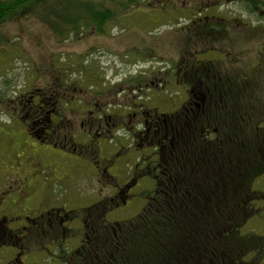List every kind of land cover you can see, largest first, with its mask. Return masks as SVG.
<instances>
[{
  "label": "rangeland",
  "instance_id": "1",
  "mask_svg": "<svg viewBox=\"0 0 264 264\" xmlns=\"http://www.w3.org/2000/svg\"><path fill=\"white\" fill-rule=\"evenodd\" d=\"M243 1L135 0L130 3V0H32L23 7V11L9 15L0 22V174L5 163H8L4 165L6 169L12 166L23 168L20 160L24 163L34 154H39L40 160L36 162L40 163L32 165V175L44 182V210L59 207L68 212L80 211L81 219H85V208L99 201L98 198L94 201L87 197L97 195L100 187L82 182L83 191L73 182L74 177H70L69 182L59 179L57 164L49 158L44 159L46 152L68 158L66 162L75 171L86 164L98 170L106 167L105 171L112 177L109 189L114 188L113 180L118 176L125 183L135 175L137 159L140 164V156L151 155L154 151L147 140L137 138L143 131L145 118L137 104H144L145 111L157 110L161 115H173L179 111L189 99L190 88L186 83L187 76L183 78V71L194 52H206L201 58L204 55L220 58L223 51L237 55L242 59L239 67L242 71L249 70V64L254 60L256 88H263L264 92V14L261 16L264 0H260L263 5L257 14L250 13ZM85 3H91L98 11L113 14L110 13L108 20H90L91 11ZM80 17L89 20L80 26L71 24ZM124 80L127 82L123 88ZM142 83L139 88L144 89L137 91V84ZM116 84L122 87L106 88ZM30 91H39V94L49 97L54 92L66 94L65 116L80 119L73 130L80 135L77 142L85 140L82 135L88 130L87 127L86 130L81 128L80 123L88 114L86 111L82 112L83 115L75 114L72 112L75 103L67 105V102L83 99L91 103L95 102L92 98H96L104 110L107 108L111 112L110 132L116 134L112 146L120 150V158L109 163L108 158L111 161L115 159V152L108 154L106 148L102 152L97 149L100 156H95L94 160L79 159L74 155L70 158L71 154L27 135L19 117L28 112L24 106ZM261 96L264 103V94ZM110 106H117V109ZM75 110L80 108L75 107ZM133 110L140 112L132 115ZM114 111H118L116 116ZM122 111L126 112L123 114ZM120 114L124 117L121 118ZM88 143L95 145L93 141ZM13 159H17L15 165ZM59 167L60 171H69L62 163ZM86 172L90 179L94 178L91 170L86 169ZM139 180V186L129 193V202L106 215L108 222L126 225L147 207L155 182L149 176ZM10 187L11 196H19L28 185L17 179ZM253 189L264 194V175L254 182ZM34 194H38L37 191ZM18 202L12 211L16 218L23 214L24 201ZM34 203L32 201L26 208L33 209L36 207ZM255 203L256 210L263 211L264 201ZM70 225L76 230L74 235H83L82 230L77 231L79 220ZM241 233L244 236H264V211L251 217ZM72 239L69 241L71 249L77 241V238ZM53 251L49 247L48 251L38 252L30 264H61L54 258ZM6 259L5 254H1L0 264ZM246 261L250 263L251 256ZM260 262L264 264V256Z\"/></svg>",
  "mask_w": 264,
  "mask_h": 264
},
{
  "label": "trees",
  "instance_id": "2",
  "mask_svg": "<svg viewBox=\"0 0 264 264\" xmlns=\"http://www.w3.org/2000/svg\"><path fill=\"white\" fill-rule=\"evenodd\" d=\"M29 2L0 0V22ZM243 3L254 14L263 5ZM85 7L90 20H108L112 13ZM233 76L221 88H198V107L188 101L166 115L159 197L126 225L99 226L89 243L95 255L79 264H262L264 236L241 232L264 197L253 189L264 175V92L256 76L252 88L243 77L238 88Z\"/></svg>",
  "mask_w": 264,
  "mask_h": 264
},
{
  "label": "flooded vegetation",
  "instance_id": "3",
  "mask_svg": "<svg viewBox=\"0 0 264 264\" xmlns=\"http://www.w3.org/2000/svg\"><path fill=\"white\" fill-rule=\"evenodd\" d=\"M263 14L264 11L261 12V16ZM212 18L217 17L213 16ZM203 54H206V52H194L190 55L189 61L186 62L187 67L185 74L187 76L188 88H190L188 99L190 102V108H192L193 104L197 107L199 106L198 102L194 101L197 99L196 94L198 88H221V84L224 79H229L230 75L237 77V79H235L233 76L238 88L241 82V77H243L245 81H249L250 88L255 87L254 82L256 75L254 60H252V63L249 64V70L246 69L242 71L239 70L242 59L237 55L223 51L221 53L222 57L220 58H216L215 55H204V57L201 58V55ZM198 67H200L201 72L198 70ZM201 67L204 69H201ZM175 70H177V68L173 71ZM173 71L171 70L170 73ZM198 75H200L199 80L194 77ZM153 81L150 82L151 85H154ZM126 82L127 81L124 80L122 82V86ZM61 86L64 90H66L64 85ZM122 86L116 84L106 86V88H118ZM140 86H143V83L137 84V91H142L144 89L139 88ZM236 86H233V88H236ZM62 93L63 92L56 94L54 92L49 97L44 93L39 94V91L28 92V100L24 106L25 110H28V112L25 116L19 117L22 121L21 124L25 126L26 134L40 142H44V144L51 146V148L60 149L71 154L68 156L70 158L74 155V157L79 159L84 158L86 160H94L100 156L96 150L101 149L102 152V150L106 148L108 149V154H111V151H113L112 153L115 152V159L113 161L108 158L109 163H115L116 159L120 158V150H116V147L112 146L113 141L116 140V138H114L116 134L114 135L110 132L111 123L113 121V117L110 115L111 112L108 109L104 110L99 103L96 102V98H92L95 102L91 103L85 102L83 99H78L75 102L73 100L67 102V105H69V103H75L76 109L79 107L80 110H82L77 111L74 107L72 112L75 114L83 115V111H86L88 114V117L86 118L80 117L84 119V121L80 123L81 128L85 129V127H87L88 130L86 134L82 135L85 140L77 142L80 135L76 134L73 130L75 123L80 119L79 117L65 116L63 111L64 104H66V94ZM76 103L82 106H78ZM144 106V104H137V107H139V110L142 112L140 114H143V117L145 116L142 124L143 131L138 134L137 138L141 141H143V139L147 140L148 146L153 148L154 151L151 155L147 154L144 155V157L140 156L142 158V167H140L141 163L138 164L137 159L134 170L136 173L125 183H122L120 181L121 178L118 176L117 179L113 180L115 181L114 188L109 189V183L111 182L112 177L105 171L106 167L102 170H98L97 168L94 169L86 164L84 167H80L75 171L66 162L68 158H59L53 153L46 152V158L44 159L49 158L52 163L57 164V167L59 168V179L69 182L70 177H74L73 182H76L77 185L83 189V191H85V188L80 185L82 182H89L93 184V187H100L98 194L93 197H89L87 193L85 194L82 192V194L88 196L87 198L89 199L92 198L94 201L97 198L99 199V201L91 207L85 208V210L88 211H84L87 214V218L85 219H81L79 214L80 211L68 212L60 209L59 207H51L44 210V182L38 181L32 175V165L34 163H40L36 162L38 159L40 160L39 154H34L33 157H29L27 161H24V163L20 160L19 162L20 164H23V168L16 169L12 166L6 169L7 166L4 165H7L8 163H5L4 165L1 164L0 255L5 254V258H7L1 264H30V262L37 257L38 252L48 251L49 247L54 249V258L61 264H79L81 259L86 258L87 256L95 255V247L89 243L92 241V237L96 234L99 226L115 225L114 227H118V223L114 224L108 222L106 220V215L115 208H118L120 205H126L129 202V193L139 186L140 178L149 176L152 177L155 182V190L153 192V196L149 198L148 203L146 204L147 207L156 201V198H158L161 193L162 164L165 163L166 156V147H164V145L167 144L166 142L168 140L167 135H164L163 133V125H167L166 115L168 114L161 115L159 112L157 113V110L145 111ZM112 107L117 109V106H110L109 108ZM140 111L133 110L132 115H137ZM116 112L118 111H114L115 116ZM122 112L124 114L126 111ZM123 114H120L121 118L124 117ZM103 125H105V127ZM92 141L95 145H93V143H88H91ZM121 146H123L122 143ZM96 153H98V156ZM5 160L6 162L9 161L8 159ZM16 162L17 159L12 160L14 165ZM61 163L69 171H60L59 165ZM86 169H88V171L91 170L94 173L93 179L89 178ZM17 179L19 182L27 184L28 188L19 193V196H11L12 187H10V185L17 182ZM105 180L107 181L105 182ZM107 188L110 191L107 192ZM35 191H37L38 194H34ZM29 198L30 202L27 203ZM19 200L24 201V206L22 208L23 214L21 217L16 218L12 214V211L14 206H18ZM32 201H35L34 206L36 207H33V209H27L26 206L31 204ZM261 201H264V197ZM83 210L84 209L81 211ZM263 211L262 209L256 210L255 208L254 216L261 214ZM76 220H79V229H77V231L82 230V236L81 234L74 235L76 230L70 225V223ZM72 238H77V241L75 246L71 249L69 248V241L73 240Z\"/></svg>",
  "mask_w": 264,
  "mask_h": 264
},
{
  "label": "bare ground",
  "instance_id": "4",
  "mask_svg": "<svg viewBox=\"0 0 264 264\" xmlns=\"http://www.w3.org/2000/svg\"><path fill=\"white\" fill-rule=\"evenodd\" d=\"M4 95V94H3ZM107 109V108H106ZM96 116V115H95ZM7 134V133H6ZM23 152V151H22ZM14 154V153H13ZM11 162V161H10ZM33 164V163H32Z\"/></svg>",
  "mask_w": 264,
  "mask_h": 264
}]
</instances>
